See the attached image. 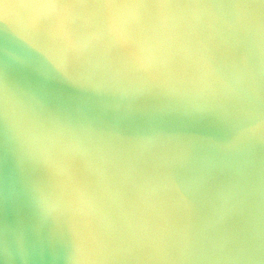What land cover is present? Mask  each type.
I'll list each match as a JSON object with an SVG mask.
<instances>
[{
	"label": "water",
	"instance_id": "obj_1",
	"mask_svg": "<svg viewBox=\"0 0 264 264\" xmlns=\"http://www.w3.org/2000/svg\"><path fill=\"white\" fill-rule=\"evenodd\" d=\"M0 264H264V0H0Z\"/></svg>",
	"mask_w": 264,
	"mask_h": 264
}]
</instances>
